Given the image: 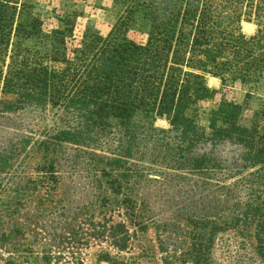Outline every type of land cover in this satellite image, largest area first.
<instances>
[{"label": "trees", "instance_id": "trees-1", "mask_svg": "<svg viewBox=\"0 0 264 264\" xmlns=\"http://www.w3.org/2000/svg\"><path fill=\"white\" fill-rule=\"evenodd\" d=\"M113 4L119 16L105 35H76V11L56 15V25L45 30L31 3L0 0V96L12 98L3 100L0 112L35 106L59 114L65 126L49 138L46 151L54 154L62 145L83 150L139 233L147 230L143 219L150 211L144 185L183 189L186 205L176 214L190 229L185 262L212 264L216 244L226 236L264 264V95L249 126L240 123L242 105L224 99L208 111L207 132L197 123L201 105L218 94L207 76L221 87H264V0ZM137 16L147 24L144 43L127 38ZM242 23L252 24L254 33H242ZM252 97L250 91L244 96ZM157 120L168 128L156 127ZM221 147L230 154L220 153ZM11 154L1 151L0 169L9 166ZM54 167L52 161L46 168L53 173ZM204 191L202 214L191 202ZM169 217L155 222L158 235L173 236L175 210ZM123 227L116 224L113 233L120 252L127 247ZM7 241L1 233L0 248ZM42 253L38 261L52 264ZM98 261L138 264L104 251Z\"/></svg>", "mask_w": 264, "mask_h": 264}, {"label": "rangeland", "instance_id": "rangeland-1", "mask_svg": "<svg viewBox=\"0 0 264 264\" xmlns=\"http://www.w3.org/2000/svg\"><path fill=\"white\" fill-rule=\"evenodd\" d=\"M25 1L34 6V14L43 22L45 30L56 25V15L78 12L76 35L92 32L105 35L119 16L113 0ZM245 24L248 26L241 24L242 33L252 35L255 27ZM147 31V24L137 16L129 26L127 38L144 43ZM206 83L209 88L218 90V94L201 105L197 123L202 129L208 131L207 113L221 99L242 105L240 123L250 125L261 107L264 87L249 90L238 83L221 87L218 79L209 76ZM249 91L253 97L246 101L244 96ZM11 99L0 96V109L3 100ZM110 122L120 125L115 119ZM64 126L63 119L50 108L25 106L10 113L0 112V154L1 151L11 154L14 150L9 166L0 169V234L8 237L7 243L0 248V264H9V261L12 264H41L38 259L43 256L42 251L51 257L52 264H107L98 261L101 251L119 258H134L138 264H190L184 258L190 229L176 214L186 205L183 189L177 193L174 184H145L143 201L150 210L148 215L144 213L143 219L147 230L137 232L124 218L117 198L107 189L105 179L94 171L83 150L62 145L55 148L54 154L52 150L46 151V147H51L49 138ZM155 126L168 128L163 120H157ZM230 151L229 147L219 149L224 155ZM52 161L55 162L53 173L46 168ZM206 195L205 191L196 194L191 202L192 208L197 206L202 214L207 213ZM173 210L175 223L172 224L176 226L173 236L162 232L158 235L155 222L170 220ZM148 218L154 221L150 222ZM116 224L124 226L121 236L123 231L127 233L123 236L127 247L122 252L114 248ZM102 230L106 232L103 238L100 237ZM247 248L232 238L221 237L213 252L212 264H262L252 259Z\"/></svg>", "mask_w": 264, "mask_h": 264}, {"label": "bare ground", "instance_id": "bare-ground-1", "mask_svg": "<svg viewBox=\"0 0 264 264\" xmlns=\"http://www.w3.org/2000/svg\"><path fill=\"white\" fill-rule=\"evenodd\" d=\"M244 26H246V27H247L248 25H246V24L244 23ZM251 27H252V26H251Z\"/></svg>", "mask_w": 264, "mask_h": 264}]
</instances>
